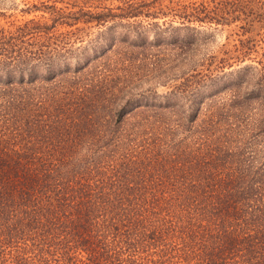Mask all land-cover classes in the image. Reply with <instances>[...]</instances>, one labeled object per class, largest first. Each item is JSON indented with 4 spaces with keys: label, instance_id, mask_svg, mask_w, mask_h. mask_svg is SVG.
Instances as JSON below:
<instances>
[{
    "label": "trees",
    "instance_id": "trees-1",
    "mask_svg": "<svg viewBox=\"0 0 264 264\" xmlns=\"http://www.w3.org/2000/svg\"><path fill=\"white\" fill-rule=\"evenodd\" d=\"M20 10L41 18L0 22V264H264V0Z\"/></svg>",
    "mask_w": 264,
    "mask_h": 264
},
{
    "label": "rangeland",
    "instance_id": "rangeland-1",
    "mask_svg": "<svg viewBox=\"0 0 264 264\" xmlns=\"http://www.w3.org/2000/svg\"><path fill=\"white\" fill-rule=\"evenodd\" d=\"M23 6L24 0H2L0 8L5 11L7 16H0V22H4L6 19H23L32 16H35V18H41L39 13H23V11L20 10ZM237 24L238 23L236 22H232L223 26H216L215 28H204L206 32L211 33L210 37L208 38V45L205 48L212 53L231 49L235 39L238 36V33L236 32H239ZM259 35L262 37L259 52L262 53L264 58V29L261 30ZM259 52L257 53V56H259ZM246 61L248 62L249 59ZM158 89L162 90L163 87L159 86Z\"/></svg>",
    "mask_w": 264,
    "mask_h": 264
}]
</instances>
